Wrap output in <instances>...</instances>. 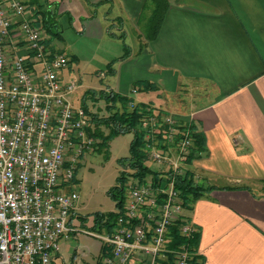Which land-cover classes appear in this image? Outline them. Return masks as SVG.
<instances>
[{
	"label": "crops",
	"instance_id": "0c3cea01",
	"mask_svg": "<svg viewBox=\"0 0 264 264\" xmlns=\"http://www.w3.org/2000/svg\"><path fill=\"white\" fill-rule=\"evenodd\" d=\"M22 1L26 16L39 25L41 11L56 12L60 43L46 32L45 42L56 53L67 51L64 76L78 81L80 102V65L87 62L113 79L88 90L111 91L181 120L192 115L204 147L187 172L194 184L213 188L184 212L199 234L195 254L202 264H264V0H167L152 40L140 32L151 14L150 0ZM141 81L154 89L133 94ZM172 95L177 108L165 101ZM77 249L69 264H75ZM98 250L81 264H96L100 242ZM59 257L60 246L53 264Z\"/></svg>",
	"mask_w": 264,
	"mask_h": 264
},
{
	"label": "built area",
	"instance_id": "2783aa9c",
	"mask_svg": "<svg viewBox=\"0 0 264 264\" xmlns=\"http://www.w3.org/2000/svg\"><path fill=\"white\" fill-rule=\"evenodd\" d=\"M26 11L22 0H0V264H53L59 242L78 233L108 250L102 264H194L187 244L168 248L172 226L186 240L197 232L176 187L191 163L192 115L181 120L148 106L137 127L141 164L130 155L119 164L124 199L115 225L79 231L73 180L96 144L92 113L73 103L79 84L64 76L70 59L51 50Z\"/></svg>",
	"mask_w": 264,
	"mask_h": 264
},
{
	"label": "trees",
	"instance_id": "16d2710c",
	"mask_svg": "<svg viewBox=\"0 0 264 264\" xmlns=\"http://www.w3.org/2000/svg\"><path fill=\"white\" fill-rule=\"evenodd\" d=\"M48 2V0H45ZM151 6V14L146 21L145 24V39L152 40L156 37L160 25L163 20V16L165 10L168 6L167 0H150ZM30 4H35L36 0H30ZM147 9V6L146 8ZM39 12H37L38 14ZM41 26L44 28L47 34L52 33V28L58 24V16L55 11H41ZM60 28V27H59ZM56 36L60 34V31H56ZM124 48V56H127V47L123 45ZM112 64L109 65L111 67ZM134 85L140 86L139 88L142 91L153 90L154 85L150 84L146 81L137 82ZM89 96V98H93L94 96H98V99L105 100L106 109L109 111V115L107 117L98 118L97 115H93L92 121L94 122V130L89 133L90 136L95 140L96 144L94 145L96 150L107 149L108 143L117 135L132 133L133 139L129 146V155L135 158L140 164L142 160V134L138 132L137 127L140 121L141 116L147 113L148 106L145 104H137L133 110H129L127 108V103L129 102V98L120 96L116 93L109 91L108 93L104 91L94 92L92 90H88L84 95L83 106L87 110V106L85 105V99ZM102 128H105L107 132L105 133ZM204 147V138L201 134H194V147L192 149V153L189 161L191 162L198 154L202 151ZM118 182V178H117ZM177 189L181 191V197L183 201V207L187 211L192 209V206L196 200L204 197L206 193H209L213 188L208 187L204 188L202 186L194 184L192 178L187 173V176L184 178H180L176 184ZM109 198L115 203V209L121 211L124 192L120 188L116 186L110 188L107 192ZM118 214L115 212H107V213H95L93 218V226L92 230L100 231L101 229H105L107 232H110L115 225V220ZM81 222L85 220L82 216H77ZM178 224L172 226L169 229V249H177L182 244H187L188 248L195 252L198 246V238L199 234L196 232L192 238L186 240L180 236ZM108 250L105 247H101L100 254L97 258L96 264H102V259L107 256ZM199 256H195L193 258L194 264H202L199 261ZM168 260L171 262V257H168Z\"/></svg>",
	"mask_w": 264,
	"mask_h": 264
},
{
	"label": "rangeland",
	"instance_id": "374dc122",
	"mask_svg": "<svg viewBox=\"0 0 264 264\" xmlns=\"http://www.w3.org/2000/svg\"><path fill=\"white\" fill-rule=\"evenodd\" d=\"M149 4L150 2L148 1V7ZM41 7L42 6H38L37 8L40 9ZM146 14L147 12H145L146 17L144 16L142 21L147 18ZM57 30L61 31V28L56 25L52 28V33L48 34V36L52 38L54 44L60 43L57 42ZM140 32L143 36L144 33L142 32V28H140ZM63 38L65 42H70L68 36L65 35ZM66 45L68 46V43H66ZM61 53L68 55L66 50H63ZM92 69L93 67L90 65L88 66L87 62L80 65V71L84 73L82 78L83 88L80 91L84 90L85 94L90 88L101 89L106 85L113 84V79L111 77H105L97 71L94 72ZM102 70L106 71L104 67H102ZM139 87L140 86L134 85L133 88L136 89V92L142 91L140 89L141 87ZM186 93H190V91L186 90ZM186 95L185 91L181 92L178 99L180 100ZM78 97L79 94L73 96V103L76 106L83 105V101L80 102ZM98 98V96H94V99L87 96L85 99V105L87 106L88 111L92 113V116L97 115L98 118L107 117L109 111L106 109L105 100ZM165 101H167L169 105H173L174 108L178 107V100L173 95L171 97L166 96ZM182 102L184 103V101ZM145 105L150 106V104L146 103ZM102 130L105 133L107 132L105 128H102ZM132 139V133L117 135L108 143L107 149L96 150L95 147H93L91 152H86L81 157L73 180V189L77 191L80 196L78 214L85 219L81 222V220L77 218L79 231H85L87 227H89L88 230L92 228L95 213L114 212L115 203L109 198L107 192L110 188L117 185V178H119L121 171L119 164L129 157V146ZM59 246L61 257L58 258L56 264H63L62 258H64L66 264H69L76 248H78V255L77 258H75V264H81L83 261L90 262L92 260L91 255L94 256L99 251V241L85 233H78L74 239H70V241L64 243L61 242V244L59 243ZM73 259L74 258L72 257V260Z\"/></svg>",
	"mask_w": 264,
	"mask_h": 264
}]
</instances>
